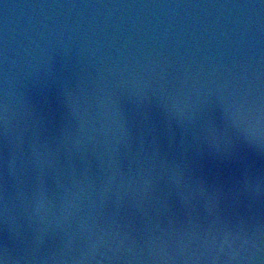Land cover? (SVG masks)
I'll return each mask as SVG.
<instances>
[{
  "label": "water",
  "instance_id": "95a60500",
  "mask_svg": "<svg viewBox=\"0 0 264 264\" xmlns=\"http://www.w3.org/2000/svg\"><path fill=\"white\" fill-rule=\"evenodd\" d=\"M0 264H264V0H0Z\"/></svg>",
  "mask_w": 264,
  "mask_h": 264
}]
</instances>
